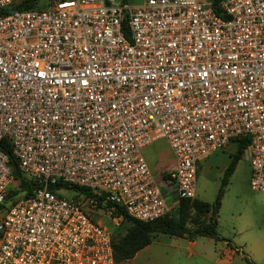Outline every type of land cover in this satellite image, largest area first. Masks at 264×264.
<instances>
[{
	"label": "built area",
	"instance_id": "2783aa9c",
	"mask_svg": "<svg viewBox=\"0 0 264 264\" xmlns=\"http://www.w3.org/2000/svg\"><path fill=\"white\" fill-rule=\"evenodd\" d=\"M16 1L0 0V264H114L110 232L80 201L143 222L168 213L140 153L158 138L175 160V201L194 197L197 162L239 137L249 188L264 192V0H50L4 13ZM2 143L33 183L27 196L8 197ZM72 187L90 195L61 194Z\"/></svg>",
	"mask_w": 264,
	"mask_h": 264
},
{
	"label": "rangeland",
	"instance_id": "374dc122",
	"mask_svg": "<svg viewBox=\"0 0 264 264\" xmlns=\"http://www.w3.org/2000/svg\"><path fill=\"white\" fill-rule=\"evenodd\" d=\"M42 1L44 2L38 3L39 6L47 2ZM232 152L233 147L228 145L223 151L213 152L201 161L195 181L197 199L208 203L213 201L219 179L229 159L228 155ZM248 158L249 151L245 149L227 179L220 199L216 231L220 237L239 248L253 264H264V192L249 188ZM153 174L155 184L165 197L176 196L172 184L161 178L162 172ZM61 194L64 197L79 199L70 190H62ZM80 203L93 220L111 233L112 238L119 237L130 224L128 220L113 219L99 204L90 206L83 201ZM169 212L171 215L175 214L174 209ZM231 227L236 229L231 230ZM220 246V242L197 237L195 247L188 248L181 237L157 233L148 245L138 250L130 259L114 264H218L214 259ZM230 264L246 263L241 253H238L233 255Z\"/></svg>",
	"mask_w": 264,
	"mask_h": 264
},
{
	"label": "trees",
	"instance_id": "16d2710c",
	"mask_svg": "<svg viewBox=\"0 0 264 264\" xmlns=\"http://www.w3.org/2000/svg\"><path fill=\"white\" fill-rule=\"evenodd\" d=\"M49 2L50 0H46ZM125 1V0H123ZM214 4V0H210ZM42 0H18L4 9V13L14 10L25 9H41L47 5L39 6L38 3H43ZM216 11V10H215ZM247 146V138L239 137L234 139L233 152L228 155V162L223 169L219 179V185L211 203L198 200L196 198H177L174 215L170 212L153 219L151 221H139L130 218L121 207L115 206L111 202H107L103 208L110 212L111 217H117L118 220H128L130 222L126 230L116 238H112L110 233V241L112 248V257L114 263H118L130 259L138 250L142 249L150 243L151 238L157 234H165L174 237H185L189 240L198 237H208L213 240L225 241L226 245L236 253H241L246 264H253L239 248L231 245L228 240L218 236L216 233L217 213L220 206L224 188L227 184V179L232 173L237 160ZM1 149L8 155V163L12 173V187H9L8 197L22 195L27 196L33 183L28 180L19 170L13 156L10 155L9 148L5 143H2ZM163 179L166 176H162ZM13 187H18L17 190ZM58 187V186H56ZM75 196L82 194L84 196L90 193L84 188H67Z\"/></svg>",
	"mask_w": 264,
	"mask_h": 264
},
{
	"label": "crops",
	"instance_id": "0c3cea01",
	"mask_svg": "<svg viewBox=\"0 0 264 264\" xmlns=\"http://www.w3.org/2000/svg\"><path fill=\"white\" fill-rule=\"evenodd\" d=\"M140 153H141L142 158L146 162L152 176L154 175L153 173H155V172H157L158 174H159V172H162V176H166L164 178V180H166L167 173L172 171L174 166H175V160H174L173 154H172L171 150L169 149L165 140L162 138L155 139L154 141H152L148 145L142 147L140 150ZM208 156L200 159L197 162L196 175H197L198 170L201 168V164H200L201 161H204L205 158L207 159ZM162 176H161V178H163ZM195 187H196V183H195ZM164 198L167 201L169 208L173 209L175 207V204H176L175 196H172L171 198L164 196ZM194 198H196L195 191H194ZM218 210H219V208H218ZM217 218H218V213H217ZM217 224H218V220H217ZM216 229H217V225H216ZM235 229H236L235 227H231V230H235ZM216 233H217V231H216ZM218 236H219V234H218ZM198 237H203V236H198ZM178 238H180V237H178ZM181 238L184 239L186 246L188 248L195 247L197 237H195L191 240H189L185 237H181ZM206 238H208V237H206ZM209 239H211V238H209ZM213 241H217V242L221 243V246L218 248V253L214 259L215 262L218 264H230L233 255L238 254V253H236L234 250L230 249L226 245L225 241H221V240H213ZM190 253H191V251L189 252V254Z\"/></svg>",
	"mask_w": 264,
	"mask_h": 264
},
{
	"label": "water",
	"instance_id": "95a60500",
	"mask_svg": "<svg viewBox=\"0 0 264 264\" xmlns=\"http://www.w3.org/2000/svg\"><path fill=\"white\" fill-rule=\"evenodd\" d=\"M1 207H2V206L0 205V209H1Z\"/></svg>",
	"mask_w": 264,
	"mask_h": 264
}]
</instances>
